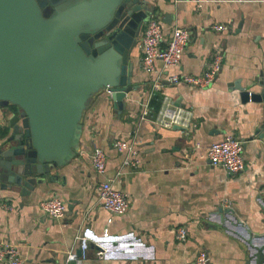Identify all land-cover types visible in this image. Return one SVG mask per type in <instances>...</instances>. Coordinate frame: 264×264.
Wrapping results in <instances>:
<instances>
[{
  "label": "crops",
  "instance_id": "1",
  "mask_svg": "<svg viewBox=\"0 0 264 264\" xmlns=\"http://www.w3.org/2000/svg\"><path fill=\"white\" fill-rule=\"evenodd\" d=\"M148 2V17L162 21L167 39L176 26L189 28L183 57L168 69L158 59L157 70L146 71L136 44L130 56L135 87L124 106L100 89L83 112L79 149L52 179L29 191L0 187V242L16 244L23 264H193L201 248L208 250L209 264H259V254L264 264V98H246L242 90H264V0ZM220 23L228 28L212 27ZM217 52L222 66L210 86L166 80L173 73H201ZM157 77L164 85L152 91ZM163 104L189 111L191 123L165 125L159 118ZM16 111L0 106L6 116L0 148L11 143L4 139L12 134L8 122ZM227 133L246 140L242 171L228 172L208 158L209 145ZM116 138L132 141L137 154L116 148ZM96 146L107 153L103 173L92 165ZM132 156L138 164L124 165ZM108 178L129 195L124 213L101 203L97 187ZM50 195L67 202L63 217L43 211L41 200ZM181 225L188 230L184 240L176 236ZM83 233L89 237L85 258L69 260L70 251L81 256Z\"/></svg>",
  "mask_w": 264,
  "mask_h": 264
},
{
  "label": "water",
  "instance_id": "2",
  "mask_svg": "<svg viewBox=\"0 0 264 264\" xmlns=\"http://www.w3.org/2000/svg\"><path fill=\"white\" fill-rule=\"evenodd\" d=\"M152 9L148 0H0V106L17 105L0 187L29 191L52 179L79 149L83 112L100 89L124 106L135 87L131 52Z\"/></svg>",
  "mask_w": 264,
  "mask_h": 264
},
{
  "label": "built area",
  "instance_id": "3",
  "mask_svg": "<svg viewBox=\"0 0 264 264\" xmlns=\"http://www.w3.org/2000/svg\"><path fill=\"white\" fill-rule=\"evenodd\" d=\"M202 3H198L201 7ZM143 34L139 38L137 44L141 51V64L146 71H154L156 69V61L162 60L163 68L168 69L180 63L186 45L191 38L189 28L184 26H176L171 36L167 39L163 28L162 21L151 16L145 21ZM212 27L216 30L227 29L226 24H213ZM223 56L220 52L215 53L206 68L197 74L190 73H173L169 74L166 80L171 83H189L194 86L208 87L215 80L222 66ZM164 80L162 77H157L153 82V90L156 91L162 88ZM111 93L113 90L106 87ZM166 100V98L164 99ZM149 108L145 110L148 113ZM6 116L0 113V126L5 124ZM159 118L165 125L179 123L189 125L190 112L181 109L171 110L164 105L159 111ZM246 140L234 133H227L221 139L213 141L207 151L208 158L213 165H219L225 168L228 172H239L246 167L244 158ZM113 145L121 151H127L130 155H136L137 149L134 143L123 138H116ZM92 165L98 173H103L107 164V153L104 148L96 146L91 152ZM124 165L136 166L138 161L135 156L125 158ZM99 198L105 208L115 214L124 213L130 206V198L127 192L114 186L112 179L102 180L97 187ZM67 202L58 195H50L42 198L41 207L43 211L50 216L61 218L66 214ZM109 230L105 228L104 236H108ZM176 236L184 240L188 236V230L184 225L178 226ZM81 241L82 254L79 256L76 252L70 251L68 254L69 260L81 262L86 256V249L89 237L79 234ZM100 255L105 254L104 244L101 241L96 242ZM0 262L3 264H23V258L20 256L19 249L16 244L9 240L0 242ZM193 264H209V253L206 248H201L196 254Z\"/></svg>",
  "mask_w": 264,
  "mask_h": 264
},
{
  "label": "trees",
  "instance_id": "4",
  "mask_svg": "<svg viewBox=\"0 0 264 264\" xmlns=\"http://www.w3.org/2000/svg\"><path fill=\"white\" fill-rule=\"evenodd\" d=\"M10 106H15V107H17V105L16 104H13V103H10L9 104ZM11 110V109H10Z\"/></svg>",
  "mask_w": 264,
  "mask_h": 264
}]
</instances>
